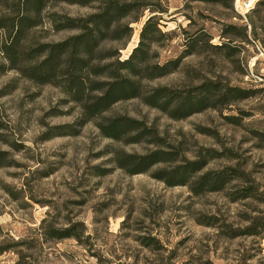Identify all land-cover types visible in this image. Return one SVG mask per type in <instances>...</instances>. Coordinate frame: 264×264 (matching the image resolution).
<instances>
[{
	"label": "rangeland",
	"instance_id": "obj_1",
	"mask_svg": "<svg viewBox=\"0 0 264 264\" xmlns=\"http://www.w3.org/2000/svg\"><path fill=\"white\" fill-rule=\"evenodd\" d=\"M104 1L50 4L36 37L57 43L76 34L55 32L51 14L86 18ZM121 1L138 4L122 58L155 16L162 35L147 32L150 64L181 65L87 123L60 87L23 78L0 52V264H264V0L245 16L237 0ZM204 84L216 86L213 96L201 95ZM163 88L177 98L150 106ZM228 88L248 98L222 101ZM188 95L208 101L175 111ZM120 118L138 123L108 138ZM155 152L166 161L139 165ZM197 161L206 163L201 172L175 177ZM223 170L245 177L191 191Z\"/></svg>",
	"mask_w": 264,
	"mask_h": 264
},
{
	"label": "trees",
	"instance_id": "obj_2",
	"mask_svg": "<svg viewBox=\"0 0 264 264\" xmlns=\"http://www.w3.org/2000/svg\"><path fill=\"white\" fill-rule=\"evenodd\" d=\"M99 0H0V52L9 63V69L18 71L27 80L39 85L60 87L71 102L79 104L82 109L84 123L94 117L108 112L115 104L137 99L141 96L143 80H153L174 73L181 65V58L166 62L163 65H151L149 55L144 50L153 45L147 32L161 34L159 21L150 17L141 32L138 46L127 58H122L121 51L131 40L134 28L132 13L137 9L136 2L121 0H105V6L86 18H72L67 15L53 13L49 22L55 32L77 31L76 34L57 43L43 42L36 37V30L45 23L44 13L50 4L65 2L72 5L87 6ZM203 1V0H193ZM222 2V0H214ZM234 1L235 0H231ZM150 42L146 44V41ZM203 94L213 96L216 86L204 84ZM238 88H228L225 94H219L224 101L232 96L234 99H246ZM172 90H157L149 98V105L157 107L160 99H165L163 107L177 98ZM205 97L187 96L185 102L175 111L199 110L207 103ZM230 101L225 102V104ZM138 123L132 119H116L105 135L118 140L126 129ZM139 165L145 168L157 165L166 160L155 152L140 158ZM206 166L202 161L190 162L178 167L175 177L201 172ZM140 167V166H139ZM132 171L130 174L145 172ZM234 171V170H233ZM238 173V172H237ZM245 177L236 172L211 171L200 178V186H191V191L198 194L204 188L209 191H221L234 179ZM169 185L173 183L168 182ZM251 192L239 199L252 197ZM264 223V220H263ZM245 235H254L249 232ZM21 264V261L18 263Z\"/></svg>",
	"mask_w": 264,
	"mask_h": 264
},
{
	"label": "built area",
	"instance_id": "obj_3",
	"mask_svg": "<svg viewBox=\"0 0 264 264\" xmlns=\"http://www.w3.org/2000/svg\"><path fill=\"white\" fill-rule=\"evenodd\" d=\"M258 1L260 0H237L236 9L240 14L245 16L255 8Z\"/></svg>",
	"mask_w": 264,
	"mask_h": 264
}]
</instances>
